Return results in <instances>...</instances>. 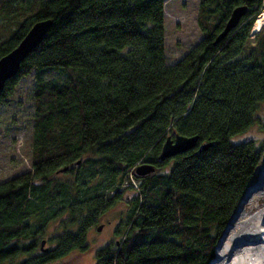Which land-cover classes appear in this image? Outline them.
<instances>
[{
  "label": "trees",
  "instance_id": "1",
  "mask_svg": "<svg viewBox=\"0 0 264 264\" xmlns=\"http://www.w3.org/2000/svg\"><path fill=\"white\" fill-rule=\"evenodd\" d=\"M164 1L30 0L25 12L0 0L3 13L16 12L0 57L34 21H53L0 93V104L11 100L34 75L32 168L0 182V264H50L85 252L87 229L122 200L144 161L155 170L136 175L122 239L96 249V264H208L222 250L223 230L264 159V140L234 139L252 124L264 129L257 116L264 28L256 23L264 0H200L203 37L171 63ZM242 4L239 25L215 43ZM176 133L197 134L196 147L159 161L166 136ZM63 166L67 180L58 179ZM55 219L57 245L35 253Z\"/></svg>",
  "mask_w": 264,
  "mask_h": 264
},
{
  "label": "rangeland",
  "instance_id": "2",
  "mask_svg": "<svg viewBox=\"0 0 264 264\" xmlns=\"http://www.w3.org/2000/svg\"><path fill=\"white\" fill-rule=\"evenodd\" d=\"M13 2L15 6L27 12V6L30 4V0H13ZM164 5V23L167 27V29H165L166 57H168V62L171 63L181 58V55L185 51L187 52L191 49L194 44L199 42L201 37H203L201 30L202 26L198 23L197 18L199 17L198 8L200 7V0H165ZM3 12L4 11L0 9V39L11 31L15 25L14 21L16 20L12 17L14 13H16L15 10H12L10 14H5ZM263 12L264 8L261 14ZM23 16L24 13L20 12L17 15V20H21ZM259 16L260 15H258V17ZM258 17L256 19L257 25L264 28V25L258 23ZM33 78L34 75H28L22 78L19 84H17V89H15L11 96V100H7L0 104V182L7 180V178L11 176L18 175V173L27 172L32 168L30 141L32 140V130H34L33 116L35 111V106L32 101L33 97L31 96ZM259 106L257 116L264 119V104L261 103ZM249 138L253 139L257 146L260 141L264 140V129L259 123L252 124L248 131L239 133L234 137L236 141H244ZM258 169L259 174L257 181L251 183L249 187L264 182V159L261 161ZM129 178V181H126L124 187L120 190L122 200H116L114 204L110 208L108 207L103 215L87 229L85 240L89 243L88 249L85 252L74 249L70 254L64 255V257L59 260L61 263L96 264V249L99 247L101 248L107 243H111L114 247L118 240L120 241L122 239L124 229L121 227L128 221V215L130 210H132L129 200L134 198L133 189L137 188V185H139V180H137L136 175L130 174ZM58 179L67 180L69 179V174L65 171L60 172ZM129 184L133 187L129 186ZM238 205L235 207L236 209ZM236 209L234 210L236 211ZM235 211H233V215ZM233 215L231 216L233 217ZM98 225H102L101 231L97 230ZM225 230L223 231L225 232ZM61 233L62 230L59 228V221H56V219L52 220L49 225L45 226L34 252L37 254L43 253L40 249V241L42 238H45L43 247H46L48 251L51 250L57 245L55 239L58 235H61ZM223 244L222 238V245ZM223 249L224 245L222 250ZM25 257L28 256L24 253L18 260H22V258ZM12 264H14V262Z\"/></svg>",
  "mask_w": 264,
  "mask_h": 264
},
{
  "label": "water",
  "instance_id": "3",
  "mask_svg": "<svg viewBox=\"0 0 264 264\" xmlns=\"http://www.w3.org/2000/svg\"><path fill=\"white\" fill-rule=\"evenodd\" d=\"M247 6L242 4L235 6L232 9V14L229 16L228 20L225 22V26L222 28V31L217 37H215L214 42L218 43L222 40L224 36L229 34V32L239 25V21L243 14H246ZM53 24L51 19L43 18L42 20L34 21V23L29 27L25 35L22 36V39L19 41L18 45L12 47L10 51L5 52L0 57V93L4 89V84L7 79H11L13 75L19 71L21 68V63L23 59L30 55L36 45H39L47 33L46 31ZM198 143V135H181L176 133L173 136L167 135L163 146H161L160 154L158 156L159 161H164L168 157H173L178 153H185L187 150H192L196 147ZM212 143L208 141L206 143L200 144L199 149L205 150ZM136 166L133 168V173L139 176L140 178L145 177L147 174H151L155 170L154 164L149 162L136 163ZM67 167H60V170L57 173L67 171ZM249 188V186L247 187ZM102 225L97 226V230L101 231ZM45 238H42L41 251H46L47 248L43 247ZM217 247V246H216ZM215 250V249H214ZM213 259V258H212ZM210 263V262H209ZM53 264H64L59 261L54 262Z\"/></svg>",
  "mask_w": 264,
  "mask_h": 264
},
{
  "label": "bare ground",
  "instance_id": "4",
  "mask_svg": "<svg viewBox=\"0 0 264 264\" xmlns=\"http://www.w3.org/2000/svg\"><path fill=\"white\" fill-rule=\"evenodd\" d=\"M258 23L264 25V12ZM223 243L224 249L209 264H264V182L244 193Z\"/></svg>",
  "mask_w": 264,
  "mask_h": 264
},
{
  "label": "flooded vegetation",
  "instance_id": "5",
  "mask_svg": "<svg viewBox=\"0 0 264 264\" xmlns=\"http://www.w3.org/2000/svg\"><path fill=\"white\" fill-rule=\"evenodd\" d=\"M118 242H120V241L118 240ZM118 242H117V243H118ZM46 251H47V250H46ZM58 261H59V260H58ZM54 262H56V261H54ZM54 262H53V263H54ZM59 262H60V261H59ZM53 263H50V264H53ZM47 264H48V263H47Z\"/></svg>",
  "mask_w": 264,
  "mask_h": 264
}]
</instances>
